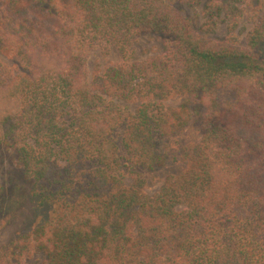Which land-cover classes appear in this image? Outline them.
<instances>
[{"label": "trees", "instance_id": "trees-1", "mask_svg": "<svg viewBox=\"0 0 264 264\" xmlns=\"http://www.w3.org/2000/svg\"><path fill=\"white\" fill-rule=\"evenodd\" d=\"M176 1L0 0V140L14 132L53 209L0 264L34 251L42 264H264V0L204 6L205 31L221 13L232 29L246 15L245 44L234 31L206 37ZM144 34L163 48L137 60ZM108 44L123 60L94 84L88 58ZM183 92L194 98L165 105ZM132 99L134 110L115 102ZM197 117L201 139L149 193L141 169L166 164L169 138Z\"/></svg>", "mask_w": 264, "mask_h": 264}, {"label": "rangeland", "instance_id": "rangeland-1", "mask_svg": "<svg viewBox=\"0 0 264 264\" xmlns=\"http://www.w3.org/2000/svg\"><path fill=\"white\" fill-rule=\"evenodd\" d=\"M209 0H197L195 4H186L177 0L175 5L182 8L190 17L196 29L211 39L223 40L231 31H234L241 39V44L246 43V35L252 28V22L246 15L237 27L231 28L229 20L223 13L214 26V29L205 31L208 16L204 6ZM162 44L157 37L149 34L140 36L134 43L133 50L135 59L143 60L155 55L162 50ZM8 59L0 52V63ZM123 60L118 46L108 44L94 49L88 58V70L90 79L94 84L103 77L106 68L112 64H119ZM9 62V61H8ZM10 65V64H9ZM221 98H233L235 93L230 89L220 92ZM194 97L188 93H181L164 101L168 108L177 107L184 101L192 100ZM115 102L134 110L138 105V99ZM202 117L195 118L184 133L169 138L171 152L166 164L157 169L142 168L143 176L147 180L146 190L154 193L163 184L165 178L181 170V163L177 157L183 144L199 141L202 137ZM14 132L4 136L0 140V249L8 247L13 240L21 234L34 230L52 216L53 209L49 205L40 204V198L36 194L37 188L31 176L25 173V169L19 159L13 141ZM168 141V140H167ZM166 141V142H167ZM47 258L44 251H34L27 256V264H42ZM17 260V259H16ZM18 261V260H17Z\"/></svg>", "mask_w": 264, "mask_h": 264}]
</instances>
